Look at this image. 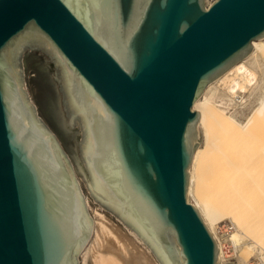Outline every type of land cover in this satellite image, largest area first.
Returning a JSON list of instances; mask_svg holds the SVG:
<instances>
[{
  "label": "water",
  "instance_id": "1",
  "mask_svg": "<svg viewBox=\"0 0 264 264\" xmlns=\"http://www.w3.org/2000/svg\"><path fill=\"white\" fill-rule=\"evenodd\" d=\"M263 37L264 0H0V264H79L71 160L161 264H221L194 102Z\"/></svg>",
  "mask_w": 264,
  "mask_h": 264
},
{
  "label": "bare ground",
  "instance_id": "2",
  "mask_svg": "<svg viewBox=\"0 0 264 264\" xmlns=\"http://www.w3.org/2000/svg\"><path fill=\"white\" fill-rule=\"evenodd\" d=\"M262 40L264 37L254 40L249 55L207 84L194 102V109L198 103L201 104L197 125L200 126L203 137L194 152L189 169V200L199 209L215 237L221 264L247 262L243 256L238 255L245 236L256 240L262 250L261 257L264 258V92L257 96V105L246 116L249 120L248 128L241 127L236 129V132L232 124L238 117L234 113H228L229 110L226 109L239 92L249 91L248 95L251 96L258 89L264 88V43H260ZM241 149L244 153L239 152ZM236 153L243 154L240 157H243V161L247 159L244 161L246 164L238 165L241 160ZM258 161H261L262 165H258ZM248 162L252 163L247 166ZM260 166L261 169L258 170ZM225 218L236 223L237 229L234 226L231 228L229 225H219ZM105 220L104 216L95 215L93 235L84 248L85 260L90 258L91 264L159 262L134 229L129 226L130 231L148 246L149 251L131 239V235L122 232L121 228L119 231L113 229V225L108 223L109 220ZM217 228H224L221 235H218ZM220 236H224L227 239L225 242L234 248L238 260L230 261L225 257L226 247ZM261 263L264 264V261Z\"/></svg>",
  "mask_w": 264,
  "mask_h": 264
},
{
  "label": "rangeland",
  "instance_id": "3",
  "mask_svg": "<svg viewBox=\"0 0 264 264\" xmlns=\"http://www.w3.org/2000/svg\"><path fill=\"white\" fill-rule=\"evenodd\" d=\"M260 43H264V40H262ZM263 89V91H262ZM261 90H257L255 92V94L251 95L250 96V99H251V106H249L248 108H246L245 110H240V111H230L228 108L227 111L228 113H234L236 114V116L238 117L232 124V128L237 132L236 129H239L241 127H245V128H248L249 125H247V122H249L248 118L246 117L250 112L251 110L257 105L256 104V98L257 96H259L261 93L264 92V88H262ZM221 92V90H219ZM249 91H246L245 94H248ZM196 102V101H195ZM195 105V104H194ZM201 107V104H197V108L195 109H199ZM203 133V132H202ZM239 137V136H238ZM240 138V137H239ZM244 150V149H243ZM240 153L242 152V149L239 151ZM248 153V150L246 151ZM244 153V152H242ZM237 154V153H236ZM234 155V154H233ZM243 155V154H241ZM241 155H238L237 156L239 157V159L241 160V162H237L239 163L238 165L240 164H246V162L244 163V161H247V159L245 158L246 157V154L244 155L245 159L244 161L242 160L243 157H240ZM248 156V154H247ZM234 157V156H233ZM232 157V158H233ZM235 158V157H234ZM233 158V160L235 161V159ZM239 159H237L238 161H240ZM236 160V161H237ZM264 159H262V162ZM243 161V163H242ZM249 161V160H248ZM254 162V161H252ZM252 162H248V165L251 164ZM259 162V161H258ZM71 164H72V167H73V170H74V173H75V177L80 185V189H81V192L82 194L84 195L85 197V203H86V206H87V209H88V212L92 218V220L95 221V215L97 216H104V218H106L105 221H108V223L110 222L113 229H115L116 231L121 228L122 232H126L127 234L131 235V239L135 240L136 243L138 244H141V246H143L142 248L146 249L148 248V246L143 243V241H140L131 231H130V228L129 226L124 223L120 218L119 216H117L116 214H114L113 212H111L110 210H108L107 208L103 207L97 200L94 199V197L92 196L88 186L86 185V183L84 182L83 178L81 176H79L76 172V169H75V165L73 163V161L71 160ZM258 165H262L261 161L259 163H257ZM246 166V168H247ZM258 168V166H257ZM261 169V166L258 170ZM242 174V173H241ZM243 176V175H241ZM248 177V175H246ZM192 201V200H191ZM101 214V215H99ZM93 221V222H94ZM219 225H229L231 228L234 226L235 229H237V225L236 223L232 222L231 219L229 218H225L223 221H221V223ZM230 228V229H231ZM221 231H224V228H217V232H218V235L222 234ZM92 235H93V232L89 238L88 241H90V239L92 238ZM222 241H223V245L226 247L225 248V257L230 259V261H236L238 260V256L237 255V252L234 250V248L231 247V245L228 243V242H225L227 241V239L224 238V236H220ZM252 237H246L243 238V244L241 245V247L239 248L238 250V255H240L242 258H245L246 259V263L245 264H263L261 262L264 261V258L261 257V254H262V250L260 249V246L258 247V243L256 242L255 239H252ZM245 239V240H244ZM87 241V242H88ZM245 241V243H244ZM225 243V244H224ZM252 243L253 245H250ZM144 244V245H143ZM247 244V246H245ZM227 245V246H226ZM86 246V244H85ZM84 246V248H85ZM250 247V248H249ZM84 248L83 250H81L78 254V261H79V264H91V259L90 258H87V260H85V256L84 255ZM251 249V250H250ZM228 250V252L226 251ZM242 250V251H241ZM149 251V250H147ZM230 251V252H229ZM234 251V252H233ZM236 252V253H235ZM227 253L229 255H227ZM236 254V255H235ZM235 256V257H234ZM156 257V256H155ZM90 259V260H89ZM233 259V260H232ZM158 260V259H157ZM157 264H161V262L159 261Z\"/></svg>",
  "mask_w": 264,
  "mask_h": 264
},
{
  "label": "built area",
  "instance_id": "4",
  "mask_svg": "<svg viewBox=\"0 0 264 264\" xmlns=\"http://www.w3.org/2000/svg\"><path fill=\"white\" fill-rule=\"evenodd\" d=\"M233 99H234V101L230 102L227 106V108L230 111L245 110L251 104L250 96L248 94H245L242 92H239V94H237ZM227 230H228V228H227Z\"/></svg>",
  "mask_w": 264,
  "mask_h": 264
}]
</instances>
